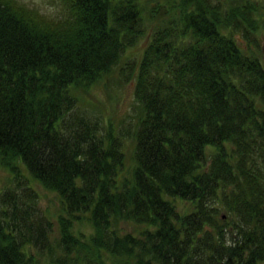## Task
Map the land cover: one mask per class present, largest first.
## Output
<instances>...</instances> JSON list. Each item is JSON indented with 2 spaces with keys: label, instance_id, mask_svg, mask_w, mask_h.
Instances as JSON below:
<instances>
[{
  "label": "trees",
  "instance_id": "obj_1",
  "mask_svg": "<svg viewBox=\"0 0 264 264\" xmlns=\"http://www.w3.org/2000/svg\"><path fill=\"white\" fill-rule=\"evenodd\" d=\"M62 3L0 0V264H264V0ZM115 71L125 129L85 105Z\"/></svg>",
  "mask_w": 264,
  "mask_h": 264
},
{
  "label": "rangeland",
  "instance_id": "obj_2",
  "mask_svg": "<svg viewBox=\"0 0 264 264\" xmlns=\"http://www.w3.org/2000/svg\"><path fill=\"white\" fill-rule=\"evenodd\" d=\"M29 5L35 6L40 9V11L55 16H61L65 13V7L62 3V0H20ZM263 31V32H262ZM264 28L260 32V37H262L263 41L260 40L262 46V58L264 60ZM135 50V49H134ZM141 50V49H140ZM136 51V50H135ZM140 51L134 53V56H138ZM122 76L119 72L115 71L112 76L108 79L109 87H103V84L97 86L96 89L93 91V95L95 94V101L94 104H85L88 107L94 109L96 111H102L105 116H108V119L113 120V122L117 123V126H121L125 129V124L129 121V117L125 116L127 112L132 110V101L133 99V92H132V82L131 80H121L118 82V78ZM122 83V84H121ZM99 84V83H97ZM107 88V89H106ZM102 114V113H100ZM118 117L124 118L123 122L119 123L117 121ZM107 121V120H106ZM127 124H129L127 122ZM130 136V135H129ZM125 136L124 142V149L127 155V164H130L131 161L129 159V155L132 150V137ZM22 165V164H21ZM23 168V165L21 166ZM13 173L8 169L7 166L0 165V187H4L3 183L5 178H9ZM25 174L22 175V180H25ZM31 185L33 186V190H36L37 195L35 197L36 203L45 210L47 213L46 215L52 220V236L51 238L54 239L56 234L58 233L57 222H56V214L61 212L60 203L54 193V191L44 188L38 181H32ZM221 213L224 214L222 209L219 210ZM75 231H82V232H89L91 231V227L87 222H75L73 225ZM122 228L125 231H132L135 232L137 228V224L134 222H123ZM97 258V257H96ZM124 258V257H121ZM121 258L116 260L115 258H107L105 253H102V260H95L96 262L89 261L90 264H126L123 263ZM66 260V259H65ZM56 264L53 260L46 258L45 256L38 257L33 261V264Z\"/></svg>",
  "mask_w": 264,
  "mask_h": 264
},
{
  "label": "bare ground",
  "instance_id": "obj_3",
  "mask_svg": "<svg viewBox=\"0 0 264 264\" xmlns=\"http://www.w3.org/2000/svg\"><path fill=\"white\" fill-rule=\"evenodd\" d=\"M18 263H19V264H22V263H20V262H18ZM18 263H17V264H18Z\"/></svg>",
  "mask_w": 264,
  "mask_h": 264
},
{
  "label": "water",
  "instance_id": "obj_4",
  "mask_svg": "<svg viewBox=\"0 0 264 264\" xmlns=\"http://www.w3.org/2000/svg\"><path fill=\"white\" fill-rule=\"evenodd\" d=\"M19 264V263H18Z\"/></svg>",
  "mask_w": 264,
  "mask_h": 264
}]
</instances>
